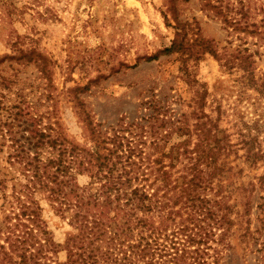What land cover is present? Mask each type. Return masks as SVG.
Instances as JSON below:
<instances>
[{
    "label": "rangeland",
    "instance_id": "1",
    "mask_svg": "<svg viewBox=\"0 0 264 264\" xmlns=\"http://www.w3.org/2000/svg\"><path fill=\"white\" fill-rule=\"evenodd\" d=\"M176 34L193 51L186 66L196 86L181 78L178 54L162 52ZM247 72L254 81L238 102L235 80ZM201 86L208 92L204 111L213 118L217 105L223 111L220 127L235 133L239 116L252 125L250 103H264V0H0V177H7L6 193L29 179L42 217L62 242L69 227L53 215L42 188L52 179L53 165L45 162L53 149L44 150V163L33 161L38 134L96 146L103 155L112 147L108 138L152 152L169 117L153 107L165 103L162 109L169 104L176 114H190ZM87 180L84 172L71 181L80 186ZM246 188L236 199L253 223L258 199Z\"/></svg>",
    "mask_w": 264,
    "mask_h": 264
},
{
    "label": "trees",
    "instance_id": "2",
    "mask_svg": "<svg viewBox=\"0 0 264 264\" xmlns=\"http://www.w3.org/2000/svg\"><path fill=\"white\" fill-rule=\"evenodd\" d=\"M162 52L177 53L181 78L198 85L186 66L193 51L183 37L176 34ZM235 81L240 102L254 74ZM195 94L190 114H176L169 104L162 109L165 103L153 107L169 117L163 145L153 141L152 152L108 138L112 147L103 155L99 147L39 133L33 161L44 163V150L53 149L45 162L53 165L52 179L42 188L69 230L57 242L30 180L6 193L7 177H0V264H264V103L252 101V125L239 116L241 128L229 133L219 125L220 105L214 118L204 111L207 89ZM84 172L88 180L74 185L72 177ZM241 188L258 199L253 223L249 209L238 208Z\"/></svg>",
    "mask_w": 264,
    "mask_h": 264
}]
</instances>
